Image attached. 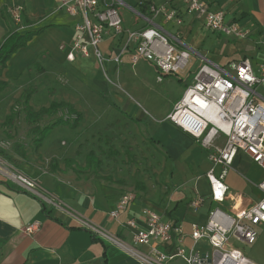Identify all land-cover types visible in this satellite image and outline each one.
Returning <instances> with one entry per match:
<instances>
[{
    "label": "crops",
    "instance_id": "1",
    "mask_svg": "<svg viewBox=\"0 0 264 264\" xmlns=\"http://www.w3.org/2000/svg\"><path fill=\"white\" fill-rule=\"evenodd\" d=\"M60 1L0 0V45L9 32L17 27L11 18L12 13L17 10L23 14L28 24L26 30L37 31L26 46L11 55L6 67L0 73V79L5 82L0 88V140H10L9 146L0 141V150L3 149V153L0 151V264H142L128 249L95 234L86 223L102 228L130 247L146 251L147 246L134 245L131 231L122 226V223L132 217L143 225L140 211L145 206L155 208L165 222L181 225L186 235V243L191 245L193 224H205L209 211L215 203L210 198V185L207 191L202 189L206 183L209 184L206 173L213 167L208 157V150L193 136L165 119L187 87L175 101L167 98L163 92L161 98H155L153 93L146 92L149 95L148 100H143L144 103L140 106L124 96L113 102L112 108L121 116L117 117V127H121L123 132L128 130L130 122H142L153 128L150 141L161 143L167 148L171 159V177L175 181L177 179L187 182L183 195L178 196L176 193L173 196L175 200L166 204L134 194V201L117 220L112 219L109 212L116 207L125 192L108 173L102 171V168L110 169L111 165L107 168L100 155H103L107 162H116L125 157V163L130 167L137 161L131 144L124 143L120 148L109 134L92 133L86 136L88 128L85 113L70 101L64 102L71 103L75 110L82 114L78 126L72 128L68 124H60L54 127L39 146L35 141L37 135L30 130L24 114L15 115L14 119L7 123L13 108H20L18 101L23 91L30 86L36 88L30 99V105L34 109L48 107L52 101H57L52 100L44 106L36 107L34 96L39 92L40 87L26 85L28 79L25 75L34 70L36 76L45 77L50 64L70 62L66 55L75 35V25L81 17L57 9ZM152 1L158 8L164 4V0ZM125 3L126 5L121 7V13L126 28L131 30L148 26L160 28L178 49L190 51L189 63L191 52L198 58V66L203 59L226 67L232 61L249 58L257 70L264 60V0H214L211 5L212 9L225 12L226 21L237 22L248 30L249 35L246 38L226 36L211 31L206 27L203 17L186 11V6L181 0H176L172 5L183 19L181 25L173 21L166 22L162 12L154 15L147 4L141 3V0H125ZM186 38L201 45V48L212 39L214 45L221 47L214 52L215 57L209 58L192 48ZM118 40L119 38L112 34L106 35L101 43L106 46L103 52L109 54L118 44ZM85 59L91 60L83 63L82 60ZM143 61L137 63L139 67L148 66L145 69L150 70L151 77H158L154 65ZM37 62L43 67L42 75L38 74L35 67ZM96 62L93 55L78 56L72 61L84 71L92 70ZM127 64H131L130 54L125 56L123 64L119 67L120 71L130 72L131 69L126 66ZM107 68L111 74L116 69L113 64H107ZM100 72L103 74L102 69ZM23 82L25 83L22 84ZM158 83V81L143 83L136 87L138 90L148 89L147 91L161 93V89L157 90L159 86L156 87ZM255 93L256 99L264 104V94L258 89ZM144 104H148L149 111ZM47 117L40 122L41 126L50 122L45 121ZM162 128L165 131H162ZM82 135L83 140L79 141ZM72 140H74V143H71L74 145L72 154L59 158L63 151L62 145H67V142ZM224 140L223 136L219 143H223ZM90 145L96 147L89 148ZM91 154L101 159L102 163L98 165L97 159L93 160ZM82 156L83 162H81ZM50 160V164H47ZM256 164L246 153L239 152L232 166L227 168L223 178L227 186H229L226 183L228 170H238L239 166L243 167L245 178L237 176L238 178L232 181L231 187H228L227 199L220 204L224 210L236 213L262 197V191L257 184L264 179V176L260 179L250 176V166ZM223 171V166H215L217 175L222 174ZM12 172H22L37 178L45 196L53 199L57 204L26 190L11 178L9 173ZM247 175L249 177H246ZM246 179L250 185L246 184ZM140 187L145 188L144 184ZM197 196L204 197L205 201L198 210H195L190 203ZM236 203L239 204L238 209H234ZM36 221L40 222V228L33 234L25 233V226ZM165 245L160 247L165 249ZM171 264L185 263L182 260H174Z\"/></svg>",
    "mask_w": 264,
    "mask_h": 264
},
{
    "label": "built area",
    "instance_id": "2",
    "mask_svg": "<svg viewBox=\"0 0 264 264\" xmlns=\"http://www.w3.org/2000/svg\"><path fill=\"white\" fill-rule=\"evenodd\" d=\"M175 1L164 0L159 8L152 0H141V3L147 4L154 15L162 12L166 22L181 25L183 19L172 6ZM181 1L189 14L203 17L211 31L237 38L249 35V31L237 22L226 21L223 10L212 9L214 0ZM125 5V0H61L57 9L81 17L75 25L67 60L72 62L78 56L93 55L107 74V64L119 69L125 56L130 54L132 64L140 60L152 63L158 70L159 81L164 75L176 74L185 67L190 51L178 49L160 28L148 26L131 30L124 26L121 7ZM12 16L17 24L21 23L20 11L13 12ZM108 34L119 40L110 53L105 54L100 44ZM175 39L178 40L177 37ZM263 83L264 60L256 70L249 58L232 61L228 67L203 59L192 82L165 118L206 148L213 164L206 178L210 185V198L215 205L210 209L205 224H193L191 245H187L181 225L165 222L161 214L150 206L140 211L143 225L134 217L122 223L131 231L134 245L147 246L146 251L130 247L96 225L86 223V226L95 234L128 249L142 264H171L174 260H182L185 264H257L242 249L235 247L232 240L253 245L260 233L264 234V179L257 184L262 197L247 208L230 213L220 204L226 201L229 190L223 180L224 175L239 152L246 153L264 169V104L255 96V86ZM223 136L224 142L219 143ZM215 166H223V173L217 175ZM11 174V178L26 190L57 204L45 196L37 178L22 172ZM134 199L132 193L123 194L109 216L117 220ZM204 201V197L197 196L190 204L198 210ZM39 228L40 222H32L25 226L24 232L33 234ZM163 244H166L165 249L160 247Z\"/></svg>",
    "mask_w": 264,
    "mask_h": 264
},
{
    "label": "rangeland",
    "instance_id": "3",
    "mask_svg": "<svg viewBox=\"0 0 264 264\" xmlns=\"http://www.w3.org/2000/svg\"><path fill=\"white\" fill-rule=\"evenodd\" d=\"M188 41L191 43L192 48L206 54L209 58L215 57L214 52L221 47L217 44L214 45L213 39L211 42H206L204 48H201V45L195 42ZM174 42L177 43L176 41ZM104 47H106L104 44H100L102 50H104ZM90 60L91 59H85L82 61L83 63H86ZM197 60L198 58L193 52H191V62H188L185 67H182L180 69L181 72H176V77L163 76L162 81H159L157 76L151 77L152 74L150 73V70L145 69L148 68V66L143 65L140 68V65L137 63L126 65L127 67H130V72H128L129 70L122 72L120 71L121 69H115L112 74L110 72L107 74L103 72L102 74L100 72L101 68L97 62L94 63V68L92 70L84 71L76 63L63 61L57 64H50L48 73L45 77L36 76L34 70L27 73L25 77L28 80L25 82L26 85H36L37 87H40L39 92L34 96V104L36 107L44 106L52 100L70 101L85 113L88 128V133L85 134L86 136H89L92 133L109 134L113 137L114 143L120 148L124 143L131 144L137 159L135 163L129 167L125 163V157H122L116 162H107L105 157L100 155L106 163L104 165L107 168L111 165L110 169L102 168V171L108 173L109 176L120 186L123 192L142 195L149 197L156 202L158 201V203L166 204L175 200V197L173 196L176 193H178V196L183 195V192L187 188V182L177 179L175 181L171 177V159L167 148L161 143L150 141L154 129H151L149 125L142 122H130L128 130L122 132L121 127H117V117L121 116L116 110H114V108H112V106L113 102L119 100L121 96L127 97L138 106L143 105V100H148L149 96L146 92L149 94L153 93L155 98H161L163 92L167 98L175 101L182 94V90L192 82L195 72L199 68ZM144 62L147 61L144 60L143 63ZM226 67H228V64ZM178 76L181 81L178 79ZM156 80L159 82L158 85H156V87L159 86L157 90L161 89V93L158 91H147L148 89L138 90L136 87L138 84L155 83L157 82ZM20 81L21 80H18V82ZM42 83L44 86H42ZM256 89L264 94V83L256 85L255 90ZM144 105L149 111L150 107L147 106L148 104ZM60 114L61 112H58L55 115L49 116L45 121H51L57 116H61ZM21 130L24 131L23 129ZM21 130H19V132ZM161 130L165 131L163 128ZM83 137V135L80 136L79 141H82ZM0 141L5 142H1L2 144L9 146V139H1ZM30 141H32V139ZM71 143H74V140L71 142L68 141L67 145H62L63 151L59 158L72 154L74 145ZM93 147L96 146H89V148ZM83 158L84 157L82 156L81 162H83ZM50 162L51 160L47 161V164H50ZM250 167V176L253 178L260 179V177L264 176V170L261 166L256 164ZM237 176L245 178L243 167L239 166L238 170H228L226 183L231 187L232 181L237 179ZM246 177H249V175ZM245 182L246 184L249 183L247 179ZM142 184L145 186L144 189H141L140 187ZM208 185V183L204 185L202 188L203 191L208 190ZM235 208L238 209L239 204L236 203L234 209ZM232 241L235 247L242 249L243 252L257 264H264L263 233H260L258 240L253 245L238 240Z\"/></svg>",
    "mask_w": 264,
    "mask_h": 264
},
{
    "label": "trees",
    "instance_id": "4",
    "mask_svg": "<svg viewBox=\"0 0 264 264\" xmlns=\"http://www.w3.org/2000/svg\"><path fill=\"white\" fill-rule=\"evenodd\" d=\"M11 18L14 20L13 16L11 15ZM21 23L17 24L16 29H12L11 32L5 37L3 42L0 45V73L3 68L6 67L7 61L11 57V55L16 52L19 48L26 46L28 41L33 37L34 34L37 33V31H31L26 30L28 24L23 18V14L21 13ZM21 25H23L21 27ZM35 67L37 68L38 74H43V67L40 63H35ZM155 67V66H154ZM156 71L158 72L157 68L155 67ZM176 74H166L164 76H174ZM179 80H181L179 78ZM5 82L0 79V88L3 87ZM36 88L33 86H30L26 88L22 95L20 100L18 101V105L20 108H13L12 115L9 117V123L12 121L15 117V115H21L24 114L25 121L27 125L29 126L30 130L32 132H35L37 135L36 138V144L39 146L43 142V140L46 138L48 133L56 126L60 124H68L72 128H75L78 126L82 114L75 110L73 105L69 102L64 101H52L51 104L48 107H43L39 110L34 109L30 105V99L33 93H35ZM58 112H61V116H57L54 120L48 122L47 124H44V126H41L40 122L47 116H52L57 114ZM99 139L101 140L102 137L100 136ZM1 153H3V149L0 150ZM115 152V151H114ZM90 158V156H88ZM91 158L94 160L96 156L94 154H91ZM98 165L102 163V160L99 158H96ZM90 163V162H88Z\"/></svg>",
    "mask_w": 264,
    "mask_h": 264
},
{
    "label": "bare ground",
    "instance_id": "5",
    "mask_svg": "<svg viewBox=\"0 0 264 264\" xmlns=\"http://www.w3.org/2000/svg\"><path fill=\"white\" fill-rule=\"evenodd\" d=\"M10 175H12L11 173H9Z\"/></svg>",
    "mask_w": 264,
    "mask_h": 264
}]
</instances>
